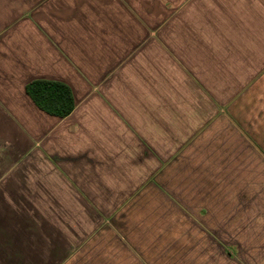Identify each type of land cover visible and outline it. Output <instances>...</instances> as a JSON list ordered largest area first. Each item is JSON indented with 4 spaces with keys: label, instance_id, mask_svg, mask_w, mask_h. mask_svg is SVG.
<instances>
[{
    "label": "crops",
    "instance_id": "0c3cea01",
    "mask_svg": "<svg viewBox=\"0 0 264 264\" xmlns=\"http://www.w3.org/2000/svg\"><path fill=\"white\" fill-rule=\"evenodd\" d=\"M0 264H264V0H0Z\"/></svg>",
    "mask_w": 264,
    "mask_h": 264
},
{
    "label": "trees",
    "instance_id": "16d2710c",
    "mask_svg": "<svg viewBox=\"0 0 264 264\" xmlns=\"http://www.w3.org/2000/svg\"><path fill=\"white\" fill-rule=\"evenodd\" d=\"M26 91L35 104L50 115L65 118L75 110L73 92L63 82L37 79L27 85Z\"/></svg>",
    "mask_w": 264,
    "mask_h": 264
}]
</instances>
